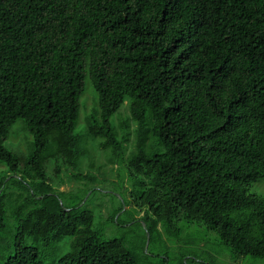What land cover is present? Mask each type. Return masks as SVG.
<instances>
[{"label": "trees", "instance_id": "16d2710c", "mask_svg": "<svg viewBox=\"0 0 264 264\" xmlns=\"http://www.w3.org/2000/svg\"><path fill=\"white\" fill-rule=\"evenodd\" d=\"M87 77L97 103L86 135L125 166L124 203L142 211L149 239H184L186 221L234 258L264 257V197L249 191L264 182V0H0V161L28 194L11 209L18 236L0 264H44L34 245L64 235L54 264H142L95 223V175L70 193L46 180L48 159L72 166L86 152L75 126ZM125 99L128 154L113 122ZM18 118L32 136L25 155L4 144Z\"/></svg>", "mask_w": 264, "mask_h": 264}, {"label": "rangeland", "instance_id": "374dc122", "mask_svg": "<svg viewBox=\"0 0 264 264\" xmlns=\"http://www.w3.org/2000/svg\"><path fill=\"white\" fill-rule=\"evenodd\" d=\"M96 103L97 94L87 77L80 96L79 117L75 126L76 134L86 139L82 142L86 146V152L72 166L61 163L62 160L56 162L54 159H48L46 161L44 167L46 180L55 189L68 192L82 191L88 181L79 175H95L97 185L94 189L96 190L86 194L85 199L88 198L86 205L93 209L95 223L102 232L109 237L123 238L139 263L140 261L142 264L156 263L159 260L158 255H166L164 264H199L200 261H205L207 264H264V257L251 255L232 257L229 247L218 242L215 232L208 231L204 225L198 226L196 223L187 225L186 221L178 222L179 225L184 226L181 233L184 239L170 238L164 231L159 239H149L143 222L138 221L142 211L136 212L129 204L124 203L126 198L120 188L121 182L130 186L125 166L111 161L107 150L98 146L96 139L86 135V117L96 108ZM113 122L118 127L119 134L128 135L126 139H123L125 154H128L135 141L133 129L136 123L130 116L127 99L113 115ZM121 122L128 124L127 130L120 128ZM31 139L32 136L24 128L23 119L18 118L10 126L4 144L18 155H25L30 148ZM9 174L7 164L0 161V181L6 176L3 185L0 186V201L5 209V227L0 230V261L14 254L13 249L18 236L17 224L11 216V209L20 205L26 206L25 197L28 195L24 185L20 187V184L9 182L12 178ZM249 191L264 197V182L252 183ZM121 202L122 208L115 212ZM71 238V235H64L49 244H35L30 235L24 234L22 243L26 246L35 244L42 262L54 264L69 250ZM164 242L168 245V251L164 247L165 244L163 245Z\"/></svg>", "mask_w": 264, "mask_h": 264}]
</instances>
